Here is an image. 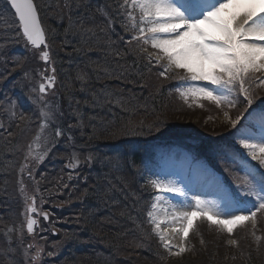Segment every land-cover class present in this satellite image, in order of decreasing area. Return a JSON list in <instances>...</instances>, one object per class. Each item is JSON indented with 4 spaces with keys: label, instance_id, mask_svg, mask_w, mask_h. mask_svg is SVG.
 <instances>
[{
    "label": "trees",
    "instance_id": "obj_1",
    "mask_svg": "<svg viewBox=\"0 0 264 264\" xmlns=\"http://www.w3.org/2000/svg\"><path fill=\"white\" fill-rule=\"evenodd\" d=\"M46 1L53 10L44 23L40 15L41 23L52 33L51 39L55 44L52 46L55 49L52 58L65 65L62 71L57 68V86L72 89V94H69L62 88L67 96L60 95L59 101L68 118L73 113L79 115L74 131L62 127L64 137L58 141L50 139L54 146L48 155L52 157L60 152L57 144L67 141L69 153H74L77 159L91 155L93 162L75 171L79 176L85 174L83 182L74 178L60 181L58 176L64 171L59 168L60 161L56 158L49 162L47 157L35 169L34 175L28 174L26 179L23 173L18 174L12 168L20 143L15 136L23 130L17 128V121H4L5 124H14V127L9 125L6 131L0 132V264L25 263L20 249L23 241L20 242L18 231L23 211L20 194L27 188L38 190L37 197L43 199L42 208L49 209L51 215L58 219L52 220L54 224L60 222L54 227L59 231L53 239L60 241L62 246L54 257H50L51 260L43 264H60L62 261L65 262L63 264H176L177 261L180 264H245L236 260L226 261L222 256L201 258L195 252L193 257H183L186 261L180 259L166 263L169 257L154 246L155 243L151 244L154 239L145 218L150 198L146 200L144 193L147 188L145 183L142 184L140 174L144 163L152 161L150 151L154 146L198 142L199 150L204 151L206 159L220 170L226 184L233 181L231 172L239 175L237 168L228 161H223L222 165L213 156L218 152V146L225 144L219 139L224 135L205 133L203 138H197L186 131L192 130L191 126L183 130V125H175L168 120L167 114L171 110L168 107L172 106L167 105L169 97L180 101L179 104L184 101L176 92L177 87L183 86L179 77L184 73H170V78L165 79L159 75L162 71L159 66L149 64L147 59L136 54L134 45L127 43L131 33L123 27L126 20L119 15L122 10L117 6L121 0H108L116 7L107 14L100 10L107 0H70L71 7L63 0ZM107 17L113 20V29H109L105 22ZM93 28L100 33L99 37L91 32ZM60 38L67 45H59ZM66 69L67 76L61 75ZM6 70L3 69V76L7 74ZM5 86L8 87L9 82ZM2 89L0 97L4 92ZM256 93L257 99L252 106L261 107L264 105V90L257 88ZM73 94L75 96L71 97ZM189 102L197 104L192 100ZM202 102L214 108L213 104ZM243 108L244 104L238 103V113ZM157 118L165 122L160 131L149 128ZM192 126L199 130L196 125ZM125 128L134 131L125 133ZM173 132L179 133L173 136ZM117 150H123L124 155L117 157ZM125 155L128 157L122 159ZM28 156L25 166L31 161V155ZM263 224L259 223L260 226ZM144 229L148 231L146 236ZM239 249H243V245ZM263 249L264 241L261 246L263 254L254 264H264ZM161 255L166 259H160Z\"/></svg>",
    "mask_w": 264,
    "mask_h": 264
},
{
    "label": "snow or ice",
    "instance_id": "obj_2",
    "mask_svg": "<svg viewBox=\"0 0 264 264\" xmlns=\"http://www.w3.org/2000/svg\"><path fill=\"white\" fill-rule=\"evenodd\" d=\"M6 3L13 10V23L18 25V35L26 46L40 50V58L47 64L50 61L49 44L39 16V6L34 0H6ZM117 7L126 20L123 24L125 31L131 33L127 43L134 45L137 55L143 56L149 64L159 66L162 69L159 75L165 79L170 78V73H184L179 77L183 86L176 88L182 100L186 103L192 100L200 107H203L202 101L215 105L234 129L242 119L254 115L256 110L248 112V109L257 99L256 89L264 88V0H121ZM107 19L108 23L113 22L111 17ZM51 72L52 75L40 73L42 82L31 89L32 93L38 94L30 95L29 99L42 106L39 127L51 126L54 138H59L63 131L54 123L56 112L44 99L56 79L54 67ZM7 103L15 107L14 101L8 100ZM238 103L245 107L232 119L229 113L238 107ZM261 112L264 113V108ZM12 114L16 115L15 111ZM19 119H25L22 113ZM164 123L157 118L149 128L160 131ZM130 130L125 128V133ZM237 132L236 144L246 155L234 146L227 151L219 149L222 158L238 162L243 173L242 176L230 173L235 183L234 190L217 181L223 198L228 201L226 207L217 200L202 199L199 195L189 201L185 188L175 180L158 176L148 180L156 192L152 210L147 213L148 222L168 256H180L187 250L183 242L187 241L198 219L217 225L232 235L237 226L248 221L255 227L258 213H264V171H261L264 169V123L259 135L252 134L246 125H241ZM68 139H72L71 135ZM52 146L49 142L48 147ZM248 158L256 161L259 167L251 165ZM86 160L93 162V157L88 155ZM164 194H175L185 199L178 204L169 202L164 206ZM247 198H253L254 202ZM247 203H251L250 208L240 207ZM34 205L35 200L28 212L36 213ZM158 208L163 218L157 214ZM43 219H48L47 213ZM36 223L35 219L28 218V233L33 232ZM169 228L171 235L167 231ZM177 236L181 238L180 245L172 243ZM160 259L166 257L161 255Z\"/></svg>",
    "mask_w": 264,
    "mask_h": 264
},
{
    "label": "rangeland",
    "instance_id": "obj_3",
    "mask_svg": "<svg viewBox=\"0 0 264 264\" xmlns=\"http://www.w3.org/2000/svg\"><path fill=\"white\" fill-rule=\"evenodd\" d=\"M3 2H4L3 0H0V27H1L0 28V89L5 81L10 80L12 83L9 89L6 91V93L8 94L6 96L0 97V107H2V110L0 112V125H2V127H0V132L6 131L9 125L14 127V124H5L4 121H8V123L11 121H17L16 122L18 124L17 128H22L21 130H23L22 132H20L19 136L18 135L15 136V138H17V140L20 141V143L17 142L18 155L16 157V162L12 163V168H14L15 171L18 172V174L23 173L26 179H28L29 170L31 172L30 176L32 177L34 175L33 173L36 171L35 169H37L41 165V161H43L46 157L49 162L57 158V161H60L59 168L64 169L63 173H61L58 176L60 181L63 182L64 180H69L74 178L75 181L83 182L85 181V174L79 176V174H75V171L79 168L80 169L84 168V166L86 165L89 166L90 162H88L84 158L77 159L76 157L73 156L74 153L71 152L69 153L67 151V141L62 142L63 145L62 143L57 144L58 147L60 148V152L58 151L54 156L49 157L48 154L50 153L52 148V147H48L50 139L58 141L61 140L62 137H64V135H62L59 138H53L54 130L51 126L46 125L43 129L39 127L42 121V117L40 116L42 106L33 104L29 99L30 95L38 94V93H32L31 89L33 87H38V84L42 82L40 76L41 72H46L47 75H52L51 69L53 67L56 69V72L58 71L57 68L60 70L62 66L65 68V65H63L59 61H58L59 63L57 61H54V59L52 58V52L55 51V49H52V46H55V44H53V40L51 39L52 33L50 29L45 25V28L47 29L46 38L48 39L47 42L49 44V49L47 50L50 53V61L46 64L40 58V50L32 49L30 45L26 46L24 39L20 35H18V25L13 23L14 17L12 16V11L7 7L6 4H3ZM34 2L39 6V9L41 10L40 15L43 23L46 17L48 21V17H50L49 14L53 10L52 6L46 0H35ZM65 2L67 4L69 3L70 7L73 5L70 3V0H63V3ZM115 7L116 4H111L107 0L101 6L100 10L102 14H107L112 12L111 9ZM119 15L120 17H123L122 14ZM107 18H105V22L108 24L109 29H113L111 27L113 22L111 24L108 23ZM117 20L118 19H116V21ZM91 32H93V34H95L96 37L100 36V33H98L94 28L91 30ZM59 45L65 46L67 44L63 43L62 38H60ZM64 57L67 58L68 56L67 57L64 56ZM3 69H7L6 70L7 74L5 76H3ZM67 71H68L67 69L64 70L63 72H61V75L67 76V73H65ZM151 71L153 72V70ZM25 72H27V75H25ZM56 72H55V76L57 80ZM181 74L183 75V73ZM67 79L69 80L68 77ZM56 88H57V81L54 83V86L52 88L47 90V94L44 96L45 101H47V103L50 106H53L54 111L56 112V118L54 120V123L58 125L61 129L62 127L69 128L68 126L72 125L73 127H71L70 129L71 131H74L78 126L74 124L77 123L76 119L79 118V115L72 114V116L67 119V114L65 112L66 110H64L62 102L59 101L60 94L63 95V97L67 95L66 93ZM78 89L80 90V87ZM72 96L75 95L73 94L71 95V97ZM8 100H12L15 102L14 108L12 105H9L7 103ZM168 101L169 103L167 102V105L169 104L172 105L168 107L171 108L170 114H167L169 116L167 117L169 118L168 120L171 123L174 122L175 125L178 124L183 125L184 126L183 130L188 129L187 127L191 126L192 130H186L189 132V135L195 136L197 138L200 137L203 138L204 136L203 134L205 133H211L216 135H218L219 133L220 135H224V136L232 135L234 128H232L231 124L224 118L223 112L217 114L216 110H213L211 108L207 109L204 106L200 107L198 106V104L193 105L189 101L187 103L185 101H182V104L181 103L179 104L178 102L180 101H176V100L173 101V99L170 97ZM13 111H15L16 115L12 114ZM44 111H48V109L44 108ZM236 111L237 109H233L230 111L229 114L232 119H234V115ZM23 112L25 113L26 116H24L25 119L21 123V120L19 119L20 116L19 113L21 114ZM3 114H5L6 117H3ZM64 115H65V119H62ZM251 118L254 121V126H249L248 129L252 134L259 135L262 131V123H264V115L258 113V111H255L254 115ZM192 125H196L200 133L196 131ZM193 132H195L196 134H194ZM178 133L179 132L176 133L173 132L172 135L177 136ZM30 144H31V151L29 152ZM220 147L221 148L223 147L222 144H220ZM65 151H67L68 153H65ZM68 154H70V156H68ZM115 154L117 155V157L123 156L124 151L117 150L115 151ZM28 155H31V161L29 162L28 166H25L24 165L25 157ZM169 155L164 154L162 156H159L158 159L161 160L158 171L159 175L157 174V176L160 178L162 177L166 179L175 180L180 187H183L180 184V181H183L190 185V181L187 178H183L182 176V174H186L187 170H190L191 168L190 163L187 161L190 160L189 157L184 152L180 151L177 154L179 155L180 159L177 162H175L174 160H171L168 157ZM77 157L79 156L77 155ZM22 167L24 168L23 171H21ZM199 168L203 169L205 167L204 165H199ZM67 172H73V173L67 174ZM205 173L207 175V179L203 181V185L205 188H199L198 189L199 192L206 193L205 194L206 200H217L221 203L222 207H226L228 201L223 198V194L221 193L218 187L217 181H219V179L209 171ZM140 176H141L142 184H144L143 173H141ZM197 185L198 184H195L194 187H196ZM27 189L25 193L20 194L21 206L23 207L21 230L24 232L22 236L25 237L26 244L28 246L31 245V247H29V249H25V245H24L22 249V254L29 259H33L34 255H36L39 252L42 254V250H44L46 253L42 255L43 257H50V256L54 257V255L56 254V250L58 251L59 248L62 246V243L60 241L53 239L56 238L57 236L56 233L59 231V229H57L56 232L54 227L55 225L58 226L60 222L54 224L52 220H58V219H56V217L54 218L51 215L49 209L46 210L42 208L43 199L37 197L38 190L34 188H31L30 190ZM193 195L195 196L199 194L198 192H195ZM199 196L201 197V195ZM33 197H35L36 199H34ZM145 197L146 200L149 198L147 193L145 194ZM179 198H181L182 200L185 199V197H179ZM33 200H35L34 206L36 207V214H38V217L41 215V213L43 214L47 213L48 219L47 220L44 219L43 221L40 218L41 217L40 216L39 217L40 225L38 228L39 236L38 233L35 232L28 237L26 235L27 213H28V209L33 206ZM247 204L251 207L250 203ZM240 207H244V206L240 205ZM195 222L197 223V226L192 230L193 234L191 236L193 242L191 244V241H189V243L188 241H186L187 244L185 247L187 248V250L184 253L192 252L191 254H194L195 252L197 256L201 258L207 256L210 257L213 256L212 258H219L222 256V258L226 261L236 260L241 263L243 262L245 264L256 263V260L263 254L261 253V246L264 241V224L263 226L257 228V221H256L255 227H251L253 224H251L250 226L251 221L250 222L248 221L242 226H237L234 229L233 234L229 235L225 230H222L217 225L209 224L206 220L198 219ZM144 228L147 229L145 224H144ZM34 231H35V227H34ZM149 231H150L149 233L153 235L150 229ZM147 232L145 231V236L147 235ZM257 237H260L261 239L257 240ZM178 240L180 241V238ZM189 240H190V236H189ZM230 241H236V243H230ZM260 241H262L261 246H260ZM152 243L154 242L152 241L151 244ZM241 245H243V249H239ZM79 246L81 247L82 244H80ZM49 253L52 254L49 255ZM173 257L175 258L172 259L169 258V261H166V263L167 262L171 263L173 261H177L180 259L186 261V259L184 258H177L179 256L174 255ZM177 262L176 264H180ZM63 263L65 262L62 261L60 264Z\"/></svg>",
    "mask_w": 264,
    "mask_h": 264
},
{
    "label": "bare ground",
    "instance_id": "obj_4",
    "mask_svg": "<svg viewBox=\"0 0 264 264\" xmlns=\"http://www.w3.org/2000/svg\"><path fill=\"white\" fill-rule=\"evenodd\" d=\"M148 76H149V74H148ZM62 88L63 87H59V86H57V88L56 89H58V90H61L62 91ZM65 91H68V93L69 94H72V89L71 88H63ZM61 95V94H60ZM60 98V97H59ZM128 157V155H125L124 157H122V159H124V158H127ZM143 167V166H142ZM159 209V208H158ZM158 215H161L162 216V214L159 212L158 213ZM162 218H163V216H162ZM167 231L169 232V235H171V229L169 228V229H167ZM180 237L179 236H177V237H175L173 240H172V242H175L176 240H178Z\"/></svg>",
    "mask_w": 264,
    "mask_h": 264
},
{
    "label": "water",
    "instance_id": "obj_5",
    "mask_svg": "<svg viewBox=\"0 0 264 264\" xmlns=\"http://www.w3.org/2000/svg\"><path fill=\"white\" fill-rule=\"evenodd\" d=\"M13 11V10H12Z\"/></svg>",
    "mask_w": 264,
    "mask_h": 264
}]
</instances>
